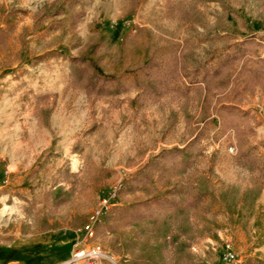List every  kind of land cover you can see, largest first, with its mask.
Returning a JSON list of instances; mask_svg holds the SVG:
<instances>
[{"label": "rangeland", "instance_id": "1", "mask_svg": "<svg viewBox=\"0 0 264 264\" xmlns=\"http://www.w3.org/2000/svg\"><path fill=\"white\" fill-rule=\"evenodd\" d=\"M53 1L0 0V33L7 34L0 43V106L18 112L1 127L14 137L3 142L7 158L0 160V264H88L75 255L97 246L105 255L92 264H136L140 256L150 264H175L181 243L193 264H230V253L242 264H264V179L238 164L237 152L229 150L231 143L237 147L235 131L222 132L214 109L218 100L235 103L245 79L212 95L204 114L206 83L194 72L252 34L264 55V0H58L37 13ZM195 11L201 22L187 20L186 13ZM187 47L196 52L187 61L190 76L159 101H136L138 89L97 98L70 83L71 55L86 56L103 75L130 82L152 56L168 58ZM3 94L13 100L3 101ZM255 94L262 106L264 85L246 91L239 104L252 112L243 105ZM253 115L258 131L249 145L264 153V112ZM201 129L193 167L170 183L155 177L134 192L126 189L148 161L165 149L185 147ZM191 181L206 199L190 213L189 232L179 219L167 236L148 224L98 235L85 229L113 191L114 206H129ZM59 187H74V195L55 209Z\"/></svg>", "mask_w": 264, "mask_h": 264}, {"label": "trees", "instance_id": "2", "mask_svg": "<svg viewBox=\"0 0 264 264\" xmlns=\"http://www.w3.org/2000/svg\"><path fill=\"white\" fill-rule=\"evenodd\" d=\"M74 1L78 3L81 0ZM57 3L58 0H54L46 4L37 13L45 12L55 7ZM14 12L16 11H11V13ZM82 15L83 12L79 14V17ZM186 17L190 22H201L203 19L197 11L186 13ZM6 40L7 34L0 33V43H4ZM262 48L263 44L259 41L258 36L249 35L229 46L227 52L216 63H212L206 69L200 66L194 69V72L201 75V79L206 83V93L202 103L204 114L209 111L212 95L225 94L231 89L233 81L239 77L245 79L246 84L238 88L233 95L235 103H224L218 100L214 109L220 115L222 132L227 133L230 129L235 131L238 164L250 171H259L260 177L264 179V153L259 151V146L249 145V138L256 131V126L252 124V119L255 117L252 112L239 104L246 91H254L258 86L264 85V55L259 53ZM195 57L196 52L190 47L174 51L168 58L152 56L142 64L139 75L128 82L122 78L103 75L86 56L71 55L69 57L70 83L73 87L84 89L89 96L97 98L115 97L138 89L140 93L136 97V101L141 103L159 101L176 90V84L183 76H190L191 72L187 67V61L195 59ZM184 90L185 88L182 89V92ZM44 113L46 117H49L51 110L45 109ZM203 136L204 131L201 129L185 147L176 146L162 151L157 157L148 161L136 175L126 181V189L134 192L141 185L152 183L155 177L160 180L167 179V182L170 183L172 178L178 177L196 164L199 158L197 149ZM73 195L74 187L69 190L59 187L53 199L55 209L68 203ZM205 199L206 193L198 182L169 185L165 193L152 194L129 206L112 207L106 212L104 218L101 217L98 221L94 233L98 235L115 231L120 225L143 226L148 224L155 229L157 235L167 236L171 224L176 219H179L181 229L189 232L191 229L189 215L193 210L199 208ZM178 240V235L171 236L173 243H177ZM183 246L182 243L178 245V259L175 264H193L194 259L190 254H185ZM136 259V264H150L151 261L141 256Z\"/></svg>", "mask_w": 264, "mask_h": 264}, {"label": "built area", "instance_id": "3", "mask_svg": "<svg viewBox=\"0 0 264 264\" xmlns=\"http://www.w3.org/2000/svg\"><path fill=\"white\" fill-rule=\"evenodd\" d=\"M229 150L232 153L237 152V147L233 145L232 143L229 146ZM117 198V192L113 191L110 195V197L105 198L102 202V207L98 209L93 215L90 216V219L88 220L87 224L85 225V229L94 232L95 226L98 223V221L101 219L103 215L106 214L107 211H109L115 204L113 201ZM79 254H81V257H79ZM105 254L102 251L100 246L94 247L92 249L88 250H82L76 253L75 259H87L88 264H92L90 261L92 259H100ZM230 264H242L237 259L234 253H230L229 255Z\"/></svg>", "mask_w": 264, "mask_h": 264}, {"label": "crops", "instance_id": "4", "mask_svg": "<svg viewBox=\"0 0 264 264\" xmlns=\"http://www.w3.org/2000/svg\"><path fill=\"white\" fill-rule=\"evenodd\" d=\"M2 67V66H1ZM258 92V91H257ZM3 98V101L5 100L6 102L7 101H11L13 100L12 97H10L9 95H6V94H3L1 96ZM259 95L258 94H255L253 96V98L251 99V103L250 104H245L243 105L245 108H250L252 110V114H256L259 116V113H263L264 112V102L262 103V106L257 103L258 100H259ZM247 99L245 98L244 101H246ZM2 101V100H1ZM12 106V105H11ZM4 107L3 106H0V160H3V159H6L7 157H4V153H3V149H2V144L3 142L6 140H13V135L12 134H6L4 135L3 132H2V129L1 127H5L6 125H8L9 123H11L13 121V119L16 117V114L18 113L17 111H15L13 109V107H11V109H3ZM28 119L31 117V115H25ZM51 120H52V114L50 116ZM17 127V126H16ZM5 129V128H4ZM258 131V128H256V132ZM52 144V143H51ZM48 146V149L49 145H46V147ZM50 152H48L49 154ZM46 154V156L48 155ZM45 156V158H46ZM16 158L15 157H12L10 159L9 157V161L11 160V164H15V160ZM14 161V162H13Z\"/></svg>", "mask_w": 264, "mask_h": 264}, {"label": "bare ground", "instance_id": "5", "mask_svg": "<svg viewBox=\"0 0 264 264\" xmlns=\"http://www.w3.org/2000/svg\"><path fill=\"white\" fill-rule=\"evenodd\" d=\"M79 257H81V254H79Z\"/></svg>", "mask_w": 264, "mask_h": 264}]
</instances>
